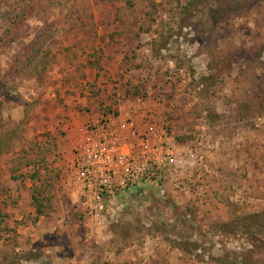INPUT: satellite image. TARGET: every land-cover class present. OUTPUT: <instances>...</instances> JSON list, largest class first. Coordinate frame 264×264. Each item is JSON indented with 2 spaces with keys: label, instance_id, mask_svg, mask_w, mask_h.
<instances>
[{
  "label": "rangeland",
  "instance_id": "rangeland-1",
  "mask_svg": "<svg viewBox=\"0 0 264 264\" xmlns=\"http://www.w3.org/2000/svg\"><path fill=\"white\" fill-rule=\"evenodd\" d=\"M38 36L47 69L16 77ZM0 103L33 120L0 155V264H264V0H0ZM91 110L150 113L203 161L92 218L59 125Z\"/></svg>",
  "mask_w": 264,
  "mask_h": 264
},
{
  "label": "built area",
  "instance_id": "built-area-1",
  "mask_svg": "<svg viewBox=\"0 0 264 264\" xmlns=\"http://www.w3.org/2000/svg\"><path fill=\"white\" fill-rule=\"evenodd\" d=\"M198 159L203 161L192 149L182 151L150 113H103L85 123L73 143L69 167L86 210L98 219L105 204L125 191L148 185L180 187L181 176L194 170Z\"/></svg>",
  "mask_w": 264,
  "mask_h": 264
},
{
  "label": "trees",
  "instance_id": "trees-1",
  "mask_svg": "<svg viewBox=\"0 0 264 264\" xmlns=\"http://www.w3.org/2000/svg\"><path fill=\"white\" fill-rule=\"evenodd\" d=\"M46 34L47 32L43 35L46 36ZM44 36H38L37 38H35L34 41H31L29 44L25 45L22 51L23 53L21 52L17 55V57L15 58V64L13 66V69L10 71L11 73L16 74V77H18L19 75L25 76V71H28V69L31 67H33L34 69H37V67H39L44 69V71L47 69L48 64L46 57L40 58L41 49L43 48L42 42ZM13 38H11L10 42H14ZM24 66L25 68L21 70ZM29 76L34 77L39 83H44L48 75L46 76V73L43 74L42 71H39V73H32L29 74ZM126 92L128 95H132L133 93L136 96H140V93L138 91L134 93L132 92V90L127 89ZM2 114L3 110L0 106V155L11 151L12 143L15 136L23 127H25L26 130L28 124L27 118L21 120L19 123H15L12 119H9L11 120L10 123H5ZM36 172L37 174L33 173V175H30V179L33 181L32 198L38 216L42 217L49 213V210L50 208H52V205H50V199L45 196L46 189L44 185H38V173H40V171L38 170ZM40 184H42V181Z\"/></svg>",
  "mask_w": 264,
  "mask_h": 264
},
{
  "label": "crops",
  "instance_id": "crops-1",
  "mask_svg": "<svg viewBox=\"0 0 264 264\" xmlns=\"http://www.w3.org/2000/svg\"><path fill=\"white\" fill-rule=\"evenodd\" d=\"M73 113L70 118H65V119H60L59 120V125L62 126V131L64 132L65 136H64V141L65 143H75L77 140V137L80 133V131L82 130V128L84 127L85 123L91 119H97L100 116H98V112L94 113L91 111H84V112H80V113ZM25 115V114H24ZM26 116V115H25ZM25 116H23L22 119L18 120L21 121L25 118ZM33 120L29 121L28 120V124L27 127L29 128V126L31 125Z\"/></svg>",
  "mask_w": 264,
  "mask_h": 264
}]
</instances>
